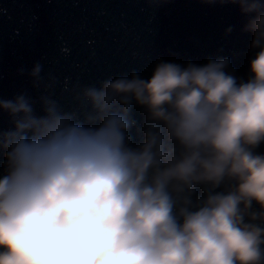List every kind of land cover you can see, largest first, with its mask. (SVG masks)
I'll return each mask as SVG.
<instances>
[{
  "label": "clouds",
  "instance_id": "1",
  "mask_svg": "<svg viewBox=\"0 0 264 264\" xmlns=\"http://www.w3.org/2000/svg\"><path fill=\"white\" fill-rule=\"evenodd\" d=\"M237 2L246 81L227 57L161 60L88 89L85 121L0 101V264H264V3Z\"/></svg>",
  "mask_w": 264,
  "mask_h": 264
},
{
  "label": "water",
  "instance_id": "2",
  "mask_svg": "<svg viewBox=\"0 0 264 264\" xmlns=\"http://www.w3.org/2000/svg\"><path fill=\"white\" fill-rule=\"evenodd\" d=\"M250 15L237 0H0V101L23 96L38 117L54 103L85 121L93 115L88 89L133 72L148 79L161 60L227 57V71L246 81L256 51L245 30ZM130 115L135 145L145 112L133 103ZM13 127L0 107V133Z\"/></svg>",
  "mask_w": 264,
  "mask_h": 264
}]
</instances>
